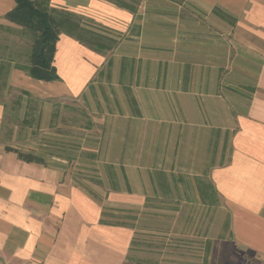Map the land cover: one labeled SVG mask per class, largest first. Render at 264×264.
I'll use <instances>...</instances> for the list:
<instances>
[{"label":"crops","instance_id":"crops-1","mask_svg":"<svg viewBox=\"0 0 264 264\" xmlns=\"http://www.w3.org/2000/svg\"><path fill=\"white\" fill-rule=\"evenodd\" d=\"M50 3L106 43L35 79L0 0V264H264V0Z\"/></svg>","mask_w":264,"mask_h":264},{"label":"trees","instance_id":"trees-1","mask_svg":"<svg viewBox=\"0 0 264 264\" xmlns=\"http://www.w3.org/2000/svg\"><path fill=\"white\" fill-rule=\"evenodd\" d=\"M14 1L15 7L5 17L19 25L24 32H28L32 37L29 63L18 65V67L24 69L35 79L44 81L59 79L52 62L55 45L60 34H66L94 49L103 48V43H106L100 34L83 27L80 15L65 7H53L50 0ZM107 1L134 11L133 0H129L130 2L128 0ZM4 86L5 81L2 80L0 88ZM18 155L20 159L27 162L44 163L42 158L30 152L20 151Z\"/></svg>","mask_w":264,"mask_h":264},{"label":"rangeland","instance_id":"rangeland-1","mask_svg":"<svg viewBox=\"0 0 264 264\" xmlns=\"http://www.w3.org/2000/svg\"><path fill=\"white\" fill-rule=\"evenodd\" d=\"M1 34L2 33H1V30H0V35ZM12 36H14V38ZM15 36H17L16 33L13 34L12 32H9L8 33V39H10V38H13V39L9 40L8 42L10 43V41H12L11 43L14 46V49H15L14 51L20 52V60L23 61L24 59H26V61L28 62L29 61L30 50H31V44H32V37H31V35L28 32H21V30H20V39L18 37H15ZM68 106H69V113H70V116L68 115V117H69L68 121H73L74 122L75 121V116H74V114L73 115H71V114H72V112H74L73 109H77V107L75 105H73V104L72 105L69 104ZM62 110L65 111L64 107L62 108ZM61 117H62V119L60 120V123H61L60 125L61 126L58 128L60 130V133L64 132L65 129H66L65 128L66 120H65L64 114ZM53 121H55V119ZM30 131L31 130L29 129L25 133L30 134ZM22 133H24V132L22 131ZM42 134H43L44 139L46 141H49L48 139L51 136V134L49 133V130L43 131ZM53 136H54V134H53ZM31 146L32 145H29V146H26V147H21V148H22V150L31 149ZM47 148L48 147H46V149ZM86 158H88L87 155H86ZM89 173L90 172L88 171V174ZM87 180H89V182H90V179H87ZM218 264H242V259H241L240 254H238V253H233L231 256H227V257H224V255H222V254H218Z\"/></svg>","mask_w":264,"mask_h":264}]
</instances>
